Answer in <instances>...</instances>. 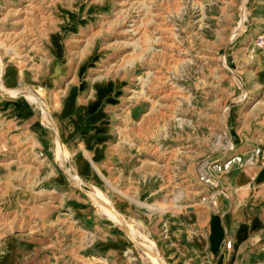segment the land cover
Masks as SVG:
<instances>
[{
  "label": "rangeland",
  "instance_id": "1",
  "mask_svg": "<svg viewBox=\"0 0 264 264\" xmlns=\"http://www.w3.org/2000/svg\"><path fill=\"white\" fill-rule=\"evenodd\" d=\"M261 163L264 0H0V264H213Z\"/></svg>",
  "mask_w": 264,
  "mask_h": 264
},
{
  "label": "crops",
  "instance_id": "2",
  "mask_svg": "<svg viewBox=\"0 0 264 264\" xmlns=\"http://www.w3.org/2000/svg\"><path fill=\"white\" fill-rule=\"evenodd\" d=\"M257 167L259 170L253 175L247 171V168L250 169L251 166L229 174L230 186L234 189H241L243 194L238 201L236 200L235 206L232 203L219 205L221 208L219 207L208 217L205 249L209 258L214 260L211 261L213 264L223 262V252L227 250L224 249L223 244L226 240L239 246L252 237L264 233V189L262 187L264 185V164L261 163ZM260 170L262 171L259 177ZM229 236L230 239H226Z\"/></svg>",
  "mask_w": 264,
  "mask_h": 264
},
{
  "label": "built area",
  "instance_id": "3",
  "mask_svg": "<svg viewBox=\"0 0 264 264\" xmlns=\"http://www.w3.org/2000/svg\"><path fill=\"white\" fill-rule=\"evenodd\" d=\"M252 151H253V153H252L251 155L257 156V155L259 154V149H257V148L253 149ZM235 158H236V157H235ZM235 158H234L232 161L239 162V160H235ZM239 159H240V158H239ZM232 161H230L231 164H230L228 167H226V166H227L229 163H225V164L223 165V167H224L225 169L229 168L231 165H233V164H232ZM223 246H224V249H227V250H228V249H230L231 242L228 241V240H226V241L224 242Z\"/></svg>",
  "mask_w": 264,
  "mask_h": 264
},
{
  "label": "bare ground",
  "instance_id": "4",
  "mask_svg": "<svg viewBox=\"0 0 264 264\" xmlns=\"http://www.w3.org/2000/svg\"><path fill=\"white\" fill-rule=\"evenodd\" d=\"M251 153H252V152H251ZM235 160H238V158H236ZM230 164H231V162H230L226 167H228Z\"/></svg>",
  "mask_w": 264,
  "mask_h": 264
}]
</instances>
